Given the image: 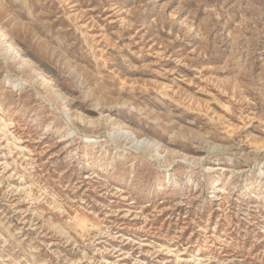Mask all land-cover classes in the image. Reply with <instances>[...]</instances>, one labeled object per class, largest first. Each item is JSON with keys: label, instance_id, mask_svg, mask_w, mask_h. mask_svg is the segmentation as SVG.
Listing matches in <instances>:
<instances>
[{"label": "rangeland", "instance_id": "rangeland-1", "mask_svg": "<svg viewBox=\"0 0 264 264\" xmlns=\"http://www.w3.org/2000/svg\"><path fill=\"white\" fill-rule=\"evenodd\" d=\"M0 264H264V0H0Z\"/></svg>", "mask_w": 264, "mask_h": 264}, {"label": "bare ground", "instance_id": "bare-ground-1", "mask_svg": "<svg viewBox=\"0 0 264 264\" xmlns=\"http://www.w3.org/2000/svg\"><path fill=\"white\" fill-rule=\"evenodd\" d=\"M9 48H12V46L9 44Z\"/></svg>", "mask_w": 264, "mask_h": 264}]
</instances>
